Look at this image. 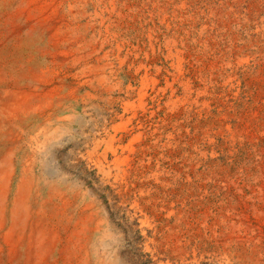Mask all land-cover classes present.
Here are the masks:
<instances>
[{"label": "bare ground", "instance_id": "1", "mask_svg": "<svg viewBox=\"0 0 264 264\" xmlns=\"http://www.w3.org/2000/svg\"><path fill=\"white\" fill-rule=\"evenodd\" d=\"M114 4L71 0L50 26L52 56L72 76H0V264H131L111 212L146 264H264L248 221L190 218L189 174L171 167L178 142L164 118L201 92L185 76H114L125 62L108 21ZM43 12L16 14L31 28L55 17ZM164 44L180 71L178 40Z\"/></svg>", "mask_w": 264, "mask_h": 264}, {"label": "rangeland", "instance_id": "2", "mask_svg": "<svg viewBox=\"0 0 264 264\" xmlns=\"http://www.w3.org/2000/svg\"><path fill=\"white\" fill-rule=\"evenodd\" d=\"M70 4L0 0V76H39L43 70L72 76L74 69L60 65L48 43L50 26L65 21ZM93 8V2L84 6L88 12ZM43 10V16L50 10L55 17L31 28L16 14L29 11L31 17ZM106 10L123 41L125 62L114 76H185L193 95L201 92L200 101L193 97L186 110L164 118L178 142L170 152L176 159L171 167L184 166L189 174L190 218L246 220L264 240V0H115L113 9L108 5ZM167 37L178 40L180 71L167 56ZM93 59L100 61L98 55ZM196 144L204 157L192 149ZM111 219L122 232L124 260L146 264L126 222L113 212ZM220 231L229 232L224 227Z\"/></svg>", "mask_w": 264, "mask_h": 264}]
</instances>
